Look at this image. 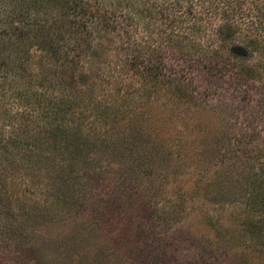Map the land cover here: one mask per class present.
<instances>
[{
	"label": "rangeland",
	"instance_id": "obj_1",
	"mask_svg": "<svg viewBox=\"0 0 264 264\" xmlns=\"http://www.w3.org/2000/svg\"><path fill=\"white\" fill-rule=\"evenodd\" d=\"M120 32L98 41V79L88 65L77 70L96 94L113 88L122 95L107 120L98 116L102 104L84 98L82 118L96 121L107 139L88 153V169L24 178L4 161L0 264H264L262 244L246 235L244 199L232 200L230 188L237 170H250L257 145L263 155L255 161H264V138L238 144L258 124L252 106L232 104V86L208 70L184 67L187 76L201 74L194 91L176 63L157 75L145 65L123 68ZM134 34L145 32L137 26ZM246 86L258 100V83Z\"/></svg>",
	"mask_w": 264,
	"mask_h": 264
},
{
	"label": "trees",
	"instance_id": "obj_2",
	"mask_svg": "<svg viewBox=\"0 0 264 264\" xmlns=\"http://www.w3.org/2000/svg\"><path fill=\"white\" fill-rule=\"evenodd\" d=\"M137 26L143 38L132 35ZM118 30L128 51L123 68L145 65L157 75L160 68L177 65L179 73L186 67L208 70L210 79L219 75L232 86V104L251 105L258 122L236 138L238 144L264 138V126L259 128L264 124V0H0V171L4 161L24 178L43 169L51 177L63 166L70 172L88 169V153L107 139L96 121L82 118L84 98L102 104L98 116L107 120L121 109L122 95L113 88L96 94L83 86L77 70L88 65L98 79L94 50ZM35 50L41 53L38 61ZM183 73L198 91L201 74ZM250 82L259 85L258 100L246 90ZM255 148L250 170H237L230 188L232 200L244 199L246 235L262 244L264 254V161H255L263 155L259 145Z\"/></svg>",
	"mask_w": 264,
	"mask_h": 264
}]
</instances>
